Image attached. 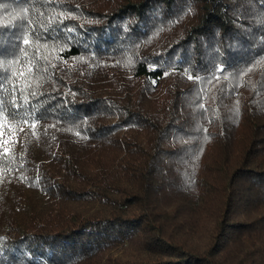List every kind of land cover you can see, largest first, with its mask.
Instances as JSON below:
<instances>
[{
  "label": "trees",
  "instance_id": "1",
  "mask_svg": "<svg viewBox=\"0 0 264 264\" xmlns=\"http://www.w3.org/2000/svg\"><path fill=\"white\" fill-rule=\"evenodd\" d=\"M0 264H264V0H0Z\"/></svg>",
  "mask_w": 264,
  "mask_h": 264
},
{
  "label": "snow or ice",
  "instance_id": "2",
  "mask_svg": "<svg viewBox=\"0 0 264 264\" xmlns=\"http://www.w3.org/2000/svg\"><path fill=\"white\" fill-rule=\"evenodd\" d=\"M24 43H25V45H27L29 43V41L25 38Z\"/></svg>",
  "mask_w": 264,
  "mask_h": 264
}]
</instances>
